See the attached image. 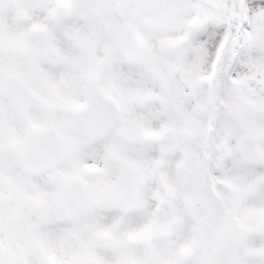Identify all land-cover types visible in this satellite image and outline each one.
Instances as JSON below:
<instances>
[{
	"label": "snow or ice",
	"instance_id": "6c2138e0",
	"mask_svg": "<svg viewBox=\"0 0 264 264\" xmlns=\"http://www.w3.org/2000/svg\"><path fill=\"white\" fill-rule=\"evenodd\" d=\"M0 264H264V0H0Z\"/></svg>",
	"mask_w": 264,
	"mask_h": 264
}]
</instances>
